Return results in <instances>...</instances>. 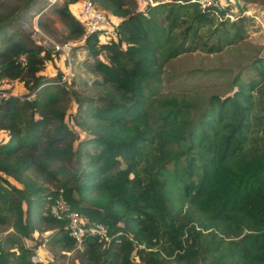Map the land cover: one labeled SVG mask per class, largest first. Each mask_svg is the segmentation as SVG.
<instances>
[{
	"label": "trees",
	"instance_id": "trees-1",
	"mask_svg": "<svg viewBox=\"0 0 264 264\" xmlns=\"http://www.w3.org/2000/svg\"><path fill=\"white\" fill-rule=\"evenodd\" d=\"M77 1L54 10L63 38L81 40L92 56L97 94L41 74L51 51L6 31L15 15H33L22 16L15 5L0 10V79L20 80L34 92L30 99L0 97L7 135L0 141V208L13 214L14 230L25 237L48 224L47 242L73 247L66 220L48 212L61 185L71 207L108 227V239L80 244L92 264H129L133 249L137 264H264V52L250 60V74L232 78L228 93L204 100L162 90L169 59L244 39L242 9L232 12L226 2L202 10L191 0L133 9L125 0H92L114 18V37L99 40L73 15ZM70 98L71 121L90 133L76 146L64 120ZM72 157L77 164L68 168ZM57 174L54 188L37 180ZM19 251L14 262L0 247V264H42L29 261L30 248Z\"/></svg>",
	"mask_w": 264,
	"mask_h": 264
},
{
	"label": "rangeland",
	"instance_id": "rangeland-1",
	"mask_svg": "<svg viewBox=\"0 0 264 264\" xmlns=\"http://www.w3.org/2000/svg\"><path fill=\"white\" fill-rule=\"evenodd\" d=\"M64 1L0 0L1 11L17 6L18 9L21 8L23 10L22 16L33 15L31 20L29 18L27 20L23 19V21L18 19L19 17L16 18L15 15L6 31L8 33H20L22 36L38 42L41 41L40 37L37 38L40 35L39 31H41L47 37L44 44H41L51 51V57L44 61L43 67L40 70L41 74L50 78H59L61 82L66 84L69 90L73 89L83 94H97V90L92 85V80L100 78V76L93 69L92 56L87 55L79 47H74L76 49L71 53L73 46H77L80 43L69 45L68 60L64 59L61 52L51 45V41L63 44L71 40L63 38V24L54 10L55 7L63 4ZM125 1L130 8L139 9L147 2H154L155 0ZM27 2L30 4V8L24 9V5ZM221 2L222 4L229 3L232 12H239L237 11L238 9L243 10V15L247 17L245 20L246 36L243 40L234 45L223 47L218 52L206 53L195 50L169 59L163 65V92H170L175 95L181 94L183 97L197 99L200 97L205 100L211 93L222 95L230 92L232 78L235 75L244 77L246 74L252 72V69L249 67L250 60L254 56L264 52V36L261 32L264 27V0H221ZM75 9L78 10L76 7ZM77 10H73V15L81 20L82 16ZM253 15H257L258 20ZM37 20L40 21V26L36 25ZM35 29L38 31H35ZM0 88L16 95H24L27 91L22 81L17 79L1 78ZM73 112L74 101L70 98L65 103L64 120L68 127L78 136L73 141L74 146H76L79 140L88 137L90 133L71 121ZM86 119L89 122H93L90 118ZM81 160L83 161V159ZM57 163L58 161H54L51 164V168ZM76 164L77 161L74 157L69 162H66L68 168H74ZM119 165L123 166L124 164L120 162ZM58 178H60L59 174L49 181L46 179L42 181L40 177L37 180L44 185H50L54 188ZM13 182L16 183L15 181ZM58 186L61 185L55 187L60 188ZM0 214H4V218L0 220V247L9 252L7 257L10 261H14L15 256H22L19 253L21 247H28L31 249V255H29L31 263L37 261L42 264H92V260L82 253V246L80 244H74L73 247L68 249L60 244L47 242V234L51 231L50 227H47L48 224H37L30 234L24 237L14 230V217L12 213L3 211L0 208ZM118 224H121V222ZM160 241L165 246L169 244L168 240ZM133 250L129 255V259L131 260L129 264H137L139 262ZM31 256H36L37 260L33 261ZM170 260H173V257H170ZM170 264L177 263L171 261Z\"/></svg>",
	"mask_w": 264,
	"mask_h": 264
},
{
	"label": "built area",
	"instance_id": "built-area-1",
	"mask_svg": "<svg viewBox=\"0 0 264 264\" xmlns=\"http://www.w3.org/2000/svg\"><path fill=\"white\" fill-rule=\"evenodd\" d=\"M51 2L54 0H50ZM194 1L198 7L202 10L208 8L209 6L223 7L221 0H191ZM77 12L82 16L81 24L85 33L87 32H98L99 40H105L109 37H114L113 22L114 18L112 15L98 7L92 0H78ZM243 14V10H242ZM229 18H233L232 15H228ZM35 31H38L35 29ZM262 34L264 36V28L262 29ZM39 36L43 43L47 38L44 34L39 31ZM52 42L53 48L59 50L64 59L69 58V45L73 44L74 41L70 40L66 43L59 44L57 42ZM11 92L2 90L0 88V97H5ZM20 99H30L34 97V92H29L24 95H19ZM63 190L61 188H56L55 195L52 197L51 202L48 205V212L52 217L64 218L66 220V228L69 235L74 240L75 244H81L84 238L90 236H96L102 239H108V227L105 223L98 220H89L87 216L78 211L77 209L71 207L68 202L62 196ZM31 259L37 260L36 256H31Z\"/></svg>",
	"mask_w": 264,
	"mask_h": 264
},
{
	"label": "crops",
	"instance_id": "crops-1",
	"mask_svg": "<svg viewBox=\"0 0 264 264\" xmlns=\"http://www.w3.org/2000/svg\"><path fill=\"white\" fill-rule=\"evenodd\" d=\"M253 17H255V18L258 20V16H257V15H253ZM263 28H264V27H263ZM263 28H262V29H263ZM74 43H76V44H74V45H77V43H80V44H81V40H75ZM80 44L77 45L79 48H81ZM77 46H73V48H74V47H77ZM73 48H72V53H73V51L75 50V49H73ZM81 49H82V48H81ZM82 50H83V49H82ZM0 131L3 132V133L0 132V141L5 140L6 137H7L6 132L3 131V130H0ZM1 134H3V135L1 136ZM3 137H4V138H3Z\"/></svg>",
	"mask_w": 264,
	"mask_h": 264
}]
</instances>
